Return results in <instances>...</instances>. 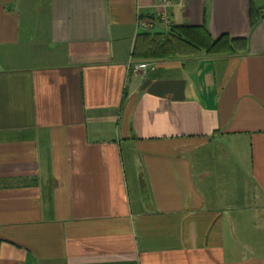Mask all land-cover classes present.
Returning <instances> with one entry per match:
<instances>
[{
	"label": "crops",
	"instance_id": "crops-1",
	"mask_svg": "<svg viewBox=\"0 0 264 264\" xmlns=\"http://www.w3.org/2000/svg\"><path fill=\"white\" fill-rule=\"evenodd\" d=\"M162 1L0 0V264H264V0Z\"/></svg>",
	"mask_w": 264,
	"mask_h": 264
},
{
	"label": "trees",
	"instance_id": "trees-1",
	"mask_svg": "<svg viewBox=\"0 0 264 264\" xmlns=\"http://www.w3.org/2000/svg\"><path fill=\"white\" fill-rule=\"evenodd\" d=\"M154 19V17H148ZM264 19V6L252 8L251 26L254 28ZM188 45L214 55H235L248 49L246 38H232L227 34L212 39L208 31L189 26H173L166 33L144 32L138 37L133 57L144 59H162L177 55Z\"/></svg>",
	"mask_w": 264,
	"mask_h": 264
},
{
	"label": "built area",
	"instance_id": "built-area-1",
	"mask_svg": "<svg viewBox=\"0 0 264 264\" xmlns=\"http://www.w3.org/2000/svg\"><path fill=\"white\" fill-rule=\"evenodd\" d=\"M163 5L164 6H169L171 4L170 0H163L162 1ZM165 19H167L168 17L167 16H163ZM154 23L155 21L152 20V19H141L139 21V26L142 28V29H151L153 28L154 26ZM130 68L131 70L134 72V73H139L145 69L148 68V64L145 63V62H141V63H134V64H131L130 65Z\"/></svg>",
	"mask_w": 264,
	"mask_h": 264
}]
</instances>
